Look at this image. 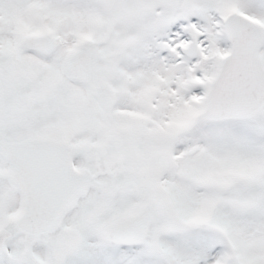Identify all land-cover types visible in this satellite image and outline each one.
<instances>
[{"label": "snow or ice", "instance_id": "1", "mask_svg": "<svg viewBox=\"0 0 264 264\" xmlns=\"http://www.w3.org/2000/svg\"><path fill=\"white\" fill-rule=\"evenodd\" d=\"M0 264H264V0H0Z\"/></svg>", "mask_w": 264, "mask_h": 264}]
</instances>
